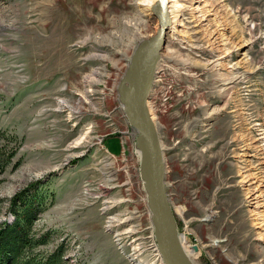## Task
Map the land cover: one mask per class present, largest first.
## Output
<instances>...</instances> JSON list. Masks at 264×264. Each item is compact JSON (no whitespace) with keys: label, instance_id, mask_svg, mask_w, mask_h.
I'll return each instance as SVG.
<instances>
[{"label":"rangeland","instance_id":"1","mask_svg":"<svg viewBox=\"0 0 264 264\" xmlns=\"http://www.w3.org/2000/svg\"><path fill=\"white\" fill-rule=\"evenodd\" d=\"M138 1L0 0V161L14 153L0 169V222L13 220L9 200L35 184L46 195L35 227L51 236L43 250L62 247L67 264H140L117 236L123 223L108 227L112 218L129 216L149 246L158 244L138 132L119 88L136 48L159 29ZM216 2L205 34L190 24L198 48L188 56L163 57L168 24L148 105L189 260L264 264L239 177L249 161L264 170L256 141L264 133V0ZM226 41L229 53L215 66ZM237 42L246 45L235 50ZM243 53L247 62L231 70Z\"/></svg>","mask_w":264,"mask_h":264},{"label":"water","instance_id":"2","mask_svg":"<svg viewBox=\"0 0 264 264\" xmlns=\"http://www.w3.org/2000/svg\"><path fill=\"white\" fill-rule=\"evenodd\" d=\"M159 0L152 12L159 20L156 34L143 40L136 48L130 62L128 86L120 84L121 93L129 122L138 132V143L143 146L142 174L148 195L149 207L153 214V224L159 251L165 264H194L184 255L176 229L175 219L169 202L165 181V160L155 123L147 108L151 88L155 78L160 52L165 44L168 26L167 16L160 8Z\"/></svg>","mask_w":264,"mask_h":264},{"label":"bare ground","instance_id":"3","mask_svg":"<svg viewBox=\"0 0 264 264\" xmlns=\"http://www.w3.org/2000/svg\"><path fill=\"white\" fill-rule=\"evenodd\" d=\"M158 1L159 0H140V1H138L137 5H139L140 13H144V15H150L152 12L153 6ZM216 1L217 0H193V2L190 3V0H162L161 4H160V8L163 11V13L167 16L168 24L170 26L169 29L171 28L170 32H171V36H172L171 38L172 39H171V41H169L170 43L168 42V44H166V46L163 48L164 53H166V54H163L164 56L161 53L160 54L163 57H166L167 53H168V54H171L172 56L178 58L179 56H182V55L188 56L190 54V53L183 54L184 50H187L188 52H190L193 49H197L198 46H195L196 41H197V37L192 36V33H190V31H191L190 30V24L195 23L194 26L200 27L203 34H205L206 32H204V31L208 30V28L206 26H204V24H203L205 19H208L209 15H211L212 10L217 9L216 6L218 8H220L219 6H221V5H218L219 2H216ZM198 14H201V15H198ZM139 21H142V20H139ZM203 27H206V28L204 29ZM192 41H194V42H192ZM228 44H229V42H228ZM228 44L226 41V42H223L219 47H217L222 52V55L220 56V58L215 59V66H216V63H217V65L219 64L218 61L221 58H225L226 55H228L229 50L226 48V46ZM245 45H246L245 42H243V43L237 42L234 44V49L235 50H241L242 47ZM195 47H197V48H195ZM239 55H240L239 60L236 61L235 63L233 62L232 63L233 65H230V67L232 68L231 70H234L235 67L240 66L242 63L247 62L248 59H247L246 53L239 54ZM229 58H231V57L229 56ZM159 61H160V59H159ZM212 65L214 66L213 63H212ZM227 80H228L229 84L233 82V81L229 82V79H227ZM126 81L129 83V81H130L129 75H127V78L125 79V83H126ZM126 89H127V87L122 92V96L124 97V99L126 96ZM148 101H147V108H148V111L151 115L152 120L154 121L153 115L151 113V107L148 105L149 104ZM123 105H124V107L126 106L125 102ZM155 126H156V124H155ZM86 136H87V133H85L84 135H82L81 137L76 139V141L70 145V148L74 149L76 147H80V145L85 140ZM256 141H258V142L262 141V145H259L260 146L259 148L261 151H263V154H264V133H261L260 137L257 138ZM161 148L163 149V147H161ZM137 151L139 153V156L142 158L143 146L140 145L139 143L137 145ZM252 153H250V154H252ZM241 155H244V154H241ZM241 155L238 157L239 159L242 157ZM244 157H245V155H244ZM263 158H264V156H263ZM239 162H241V161H239ZM249 162L251 163V161H249ZM250 163H247V162L244 163L246 165L243 167V171L241 170L239 172V177H240V182L243 184V186L245 187V190H246V199L250 205V209H251L250 211H251L252 215L254 216V224L256 225L257 228H259L258 234H260L261 238H264V173H263L264 170L262 169L263 172L261 174H257V172H255V169L253 168V166H251ZM108 208H110V207H108ZM128 218H129V216L127 218L123 219L122 221H119L118 218H112L109 221L108 227H113L114 225L118 224V222H120L121 224L123 223L124 228L120 229L117 232V236H119L120 239L126 240V242L128 241L130 243V246L132 247L131 250L133 253V255H132L133 259L138 260L140 264H165L163 262V258H162V255H161L159 249H157L158 244L156 245L152 241L154 243L153 244L154 246H149L148 239H146L142 236H139L137 234V232L139 231L138 226L137 225L134 226L133 224L131 225V223L129 222L130 218L129 219ZM124 225H126V226H124ZM179 241H180L181 248L183 249L185 257L189 260L190 253H193V248L190 245L189 240L187 239L186 236H182V238L179 237ZM152 247H154V248H152ZM155 249H157L158 252L155 251ZM155 252H157V253H155ZM147 256L148 257L150 256V260H148V261L142 260L144 257H147ZM189 261L191 263H193L191 261V259Z\"/></svg>","mask_w":264,"mask_h":264},{"label":"trees","instance_id":"4","mask_svg":"<svg viewBox=\"0 0 264 264\" xmlns=\"http://www.w3.org/2000/svg\"><path fill=\"white\" fill-rule=\"evenodd\" d=\"M11 154L0 161V169L9 163ZM46 195L35 184L9 200V212L13 220L0 222V264H67L63 258V249L44 252L50 243L49 233L39 234L36 222L46 209Z\"/></svg>","mask_w":264,"mask_h":264}]
</instances>
